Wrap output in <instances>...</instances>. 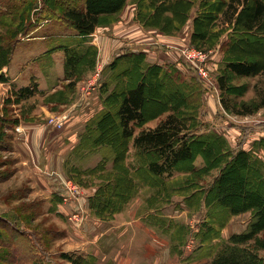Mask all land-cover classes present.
<instances>
[{"label":"rangeland","instance_id":"rangeland-1","mask_svg":"<svg viewBox=\"0 0 264 264\" xmlns=\"http://www.w3.org/2000/svg\"><path fill=\"white\" fill-rule=\"evenodd\" d=\"M1 1L0 11L4 12L0 16V46L23 23L28 25L33 19L30 27L35 26L27 30L25 26L24 31L15 34L12 60L0 68V257L6 259L5 262L0 259V264H15L12 261L20 254L7 245L6 242L12 237L3 227L5 224L34 234V238L46 250L45 262L42 264H79V255H93L98 260L97 264H215L214 259L224 251L225 247L221 245L224 241L232 246L237 244L241 250L236 264H251L253 261L254 264H264V219L263 216L259 217L262 226L259 224L261 228L253 233L251 230L256 218L251 209L233 215L223 229L217 230V234L221 231L223 238L215 242L221 246L213 256L210 247L215 239L203 243L204 237L198 234L204 224L211 223L208 221L209 217L215 216L206 199L219 195L221 187L234 182L237 174L239 179L243 178L248 170H255V166L264 175V26L251 33L255 36L245 33L242 22L251 14L250 8L244 7L238 20L228 24L227 18L220 15V12L217 13V21L208 19V12H218V9L212 7L215 0H128L120 12L105 16L96 28L99 32L101 30V34H108L115 43L138 44L143 40L154 51L161 43L170 51L169 54L180 61V70L194 84L192 91H196L189 100L183 95L186 99L179 106L184 113L193 115L190 124L198 136L196 159L192 164L182 163L181 170H177L173 177L163 182L152 176L145 178L148 183L141 187L129 205L132 208L129 219L134 220L138 226L127 230L126 227L115 225L110 221L112 219L99 217L92 212L89 198L97 191L99 179L87 180L85 183L88 186H84L71 178L76 185L78 199L65 201L63 197V201L56 205L47 202L46 194L41 189L46 187L48 193L51 190L49 185L46 186L45 176L53 178L54 183L62 178L68 179L60 173L62 171H42L34 161L33 165L42 173L38 177L34 172L21 168L14 147L15 140L20 139L19 134L28 140V127L34 132L40 129L45 132L50 128L59 131L73 115L66 108L95 86L102 91L104 77L103 70L99 71L97 67V53L95 67L84 72L81 79L75 82L74 88L68 86L65 80L59 82L62 85L56 90L62 92L48 103L52 113L48 116L35 115L38 113L34 111L40 106L32 100L17 98L19 87L37 83L42 89L49 88L63 71L65 73V56L64 51H45L61 42L71 46H79L81 42L89 44L90 35L83 42L80 40L83 39L82 35L51 15L36 18L38 7L25 20L24 12L29 5L23 8V12L5 6ZM29 1H37V5L41 7L42 0ZM204 28L209 32L207 38L193 42V37L200 38L199 32ZM218 31L223 32L219 38L211 37L210 34L214 35ZM232 33L236 34L233 37L235 39L242 35V41H230L229 47L226 44L221 46L222 40L226 41ZM250 39L254 41L250 42ZM132 47L133 45L127 49L122 48L117 55L133 50ZM5 56L2 58H6ZM205 56L207 58L200 64L199 59ZM164 57L167 62L172 58L167 54ZM239 58L258 60V71L249 76L228 71L227 60ZM199 66L204 73L197 71ZM19 73V79L12 81ZM223 74L227 75L225 90L221 89L219 80ZM99 79L101 80L98 81ZM93 93L92 91L91 95ZM223 100L235 109H227ZM44 101L39 96L36 98V103ZM147 110L149 112L150 107ZM167 114L168 112H164L155 117L148 115V121L137 126L136 132L143 127H155ZM65 116L62 125L56 123ZM36 120L41 123L31 124ZM105 150L102 149V152L94 156L86 155L85 160L77 158L78 163L84 166L95 165L103 157ZM135 153V147L131 146L129 162H134ZM149 157L145 155V164ZM244 157H249L250 161L241 165ZM42 175L44 179L39 178ZM190 180L194 181L191 184L193 186L184 185L186 182L190 183ZM253 182L247 183V190L258 186V180ZM261 186H264L263 182ZM191 193V199L187 198ZM88 194L90 196L87 197ZM53 196L54 193L51 198ZM83 198L87 200L86 203ZM63 203H67L66 208L61 206ZM144 206L145 210L141 211ZM218 210L219 208L216 213ZM79 212L81 220L76 217ZM92 215L99 222L91 219ZM108 225H111L112 230L105 235ZM100 232L104 234L101 239L103 249L97 244ZM244 233H247V237L237 240L239 242L230 241L233 235ZM93 239L96 243H93ZM85 240L89 244L86 249L82 245ZM91 244L97 248L94 254ZM68 253L72 255L69 256Z\"/></svg>","mask_w":264,"mask_h":264},{"label":"trees","instance_id":"trees-1","mask_svg":"<svg viewBox=\"0 0 264 264\" xmlns=\"http://www.w3.org/2000/svg\"><path fill=\"white\" fill-rule=\"evenodd\" d=\"M127 1L42 0L41 7L37 5V1L30 2L29 0H2L1 3L20 11L29 5L25 12L23 11L25 20L38 7L36 18H43V15L49 14L52 18L71 27L77 34L82 35L83 39L80 40L85 42L87 35L96 30L105 16L120 12ZM215 1L212 7L218 9V12H208V19L212 22L219 19L217 13L220 12V15L227 18V23L232 24L235 19L238 20L241 10L248 7L251 14L247 15L242 22L245 33L255 36L251 33L264 26V0ZM3 12L0 11V16ZM32 22L33 19L28 25L23 23L15 32L13 30L10 37L4 39L0 46V68L12 60L15 34L21 30L24 31L25 26H27L26 30L31 29L32 26H35L30 27ZM200 33V38L194 36L193 42L198 39L204 41L209 34L206 28L202 29ZM222 33L210 35L219 38ZM233 37H236L235 33L230 34L226 41L222 40L221 46L226 44L229 47V45L231 46L230 41L238 43L243 38L242 35L237 37V40ZM252 41L254 39H250V42ZM61 43L57 44V48H65L63 78L67 81L68 86L74 88L75 82L81 79L84 72L92 66L95 67L97 47L82 42L79 46ZM3 56L6 58H2ZM226 69L237 75L249 76L258 71L259 61L250 58L229 59ZM102 75L104 77L102 92L105 94L103 108L88 119L76 152L79 156L86 155V153L102 150L106 146L110 148V152H105L102 159L93 166L70 165L68 177L84 184V186H88V184L86 185L87 180L89 182L93 178L99 179L97 191L89 198L90 207L92 212L99 217L113 219L138 195L141 187L148 183L145 178L152 176L163 182L165 179L173 177L177 170H181L182 163L192 164L195 161L198 136L193 132L190 124L193 115L188 112L184 113L179 106L186 99L185 96L189 100L192 93H196V91H192L194 84L186 78L177 65L150 63L146 54L137 50L121 52L103 69ZM226 76L223 74L219 77L221 89L224 90ZM56 91L48 94L44 99L45 102L50 103L62 92ZM41 92L45 94L35 83L19 87L16 96L20 100H24ZM223 101L227 109L232 108L226 100ZM148 107H150L149 112ZM164 112H168V114L155 127H143L138 133L136 132V127L145 124L149 116L155 117ZM131 146L136 149L135 160L132 163L129 162ZM145 155L150 156L146 164ZM241 161V165H244L250 161V158L244 157ZM109 163H112L111 167H108ZM246 173L247 175L240 179L237 174L234 182H229L221 187L219 195L215 194V196L206 199L211 211L215 212V216L209 217L208 221L211 223L204 224L198 234L204 237L203 243L215 239L210 247L211 256L221 245H224L225 248L221 256L214 259L215 264H236L238 262L236 259H238L241 250L237 244L228 245L227 241L221 242V245L215 243L217 239L223 238L221 231L219 234L217 232L219 229H223L233 215L251 209L255 214L254 218H256L251 231L257 232L261 228L259 224L262 226L259 217L263 216L264 219V186L260 187V184L264 183V175L256 166L255 170H248ZM255 180H258V186L247 190V183ZM193 183L194 181L190 180V183L186 182L184 185L190 187L193 186L191 185ZM63 192L62 188L56 189L51 202L57 205L63 201ZM191 194L187 198L191 199L193 193ZM242 196L246 198L243 199ZM3 227L10 232L9 236L12 237L10 241L6 242L7 245L20 253L12 262L15 264H42L45 262L46 250L40 245L38 239L34 238L33 233H25L17 226L10 228L11 226L8 224ZM246 234H235L230 241L237 243L239 242L237 240L247 237ZM68 255L72 254L68 253ZM0 259L6 261L5 258L0 257ZM97 261L93 255H79L78 260L79 264H97ZM251 264H254V261Z\"/></svg>","mask_w":264,"mask_h":264},{"label":"crops","instance_id":"crops-1","mask_svg":"<svg viewBox=\"0 0 264 264\" xmlns=\"http://www.w3.org/2000/svg\"><path fill=\"white\" fill-rule=\"evenodd\" d=\"M100 32H101V30H100ZM100 32H99V29H96L93 33L90 34L89 41H88L89 44H92V45L97 47V53H98V57H99L97 67H99L98 68L99 71L103 70L109 63H111L120 51H122L123 49L129 48L130 45L131 46L133 45V47H132L133 50L144 52L146 54L147 60L150 63H158V64H162V65L174 64V65H177L179 68L181 67L180 61L178 59H176L175 56L169 54L170 51L168 49H165V47L162 46V44L160 42H159L160 46H157V48H156L157 50L154 51V50H151L149 48L150 45L147 43L145 44V41H143V40L141 41V43H138V44H132L131 42H128L126 44H120V43L112 42V40L108 37L109 36L108 34H105V33L101 34ZM70 36H72V35H70ZM72 38L73 37H69V39H72ZM46 39H48V38H46ZM64 44H68V43L65 42ZM57 50L64 51V56H65V48H63V47L57 48V46L56 47L52 46L49 48V50H47L45 52H49V51L55 52ZM164 54L165 55L167 54L170 57H172L170 60L171 62L170 61L167 62L165 60ZM63 62H64V60H63ZM20 75H21L20 73L17 74L13 78L12 81L16 82L19 79ZM63 75H64V71H63V74L58 77V80L54 84L52 83V85H50L49 88L42 89L39 87L40 90H43V92H45V94L37 93L36 95L27 99L30 101L32 100L33 103H35L37 106H40L39 108H37L34 111V113H38L35 115L44 114L45 116H48L49 113H52L47 102L44 101L42 103H36V98L39 96L43 100V99H45V97L48 94L54 92L58 87H60L62 84L61 83L59 84V82H62L64 80ZM101 79H103V78H101ZM101 79H99L98 81H100ZM21 86H25V85H21ZM92 91L94 92L93 95H91ZM104 97H105V94H103L102 91L99 90V87H97V89H96V86L93 90L89 91L88 94L83 93V95L80 99H77L76 101H74L70 105V107L66 108L67 112L69 114L72 113L73 115L70 116V121L65 123V125L62 126V128L59 131H54L53 128L52 129L50 128V129H47L45 132L42 129H40V131L38 130V131L34 132V130L32 128H30V127H28V129L26 128L28 140H25V138H23L19 134L20 139H18V141H16L17 139L15 140V146H14L16 148L15 152L17 151V155H18L19 160L21 162V164H20L22 166L21 168H23L24 171L28 170L29 172L30 171L34 172V174H36V177H38L37 175H41L42 173L39 172L38 169H36L37 167L35 168V166L33 165V161H34L35 164L42 171H48V172H51V171H57V172L59 171L60 172V171H62L60 173L64 174L65 177L69 178L68 177L69 166L72 164L82 165V164L78 163L77 158H79V159L82 158L83 160H85L86 155H88V156L93 155L94 156L97 153L102 152V150L99 149L97 151L86 153V155L81 154L79 156V155H77L76 148L80 142V138H81L82 133L86 129L88 119L92 115L96 114L98 111H100L103 108ZM32 105L34 106V104H32ZM73 112H75V113H73ZM34 123L37 125L41 122L38 120L34 121L33 123L31 122V124H34ZM45 129L46 128H44V130ZM55 132H58V133L55 134ZM105 149H106L105 152H107V153L110 152V148L108 146H106ZM101 159H98V160L100 161ZM90 166H93V165H90ZM111 166H112V163H109L108 167H111ZM85 167H88V166H85ZM31 168H33V169H31ZM44 175H42L39 178L44 177ZM45 178L47 180L46 186L49 185L51 188V190L49 192L50 194L48 193V190L46 187H43L41 190H43L44 194H46L47 202L51 203V199H52L51 195L56 191V189L62 188V187L59 184V182L54 183L53 178L51 179V178H48L46 176H45ZM42 179H44V178H42ZM49 183H52V184H49ZM85 193L86 192H84V194ZM91 195H92V192H91ZM86 196L88 197V196H90V194H88ZM83 201L86 203L87 200L85 198H83ZM131 202H132V200L127 204V207L125 208L124 211L117 214L116 218H114L110 221H113V223H115V225H120V226L126 227L127 230L132 229L134 226H138V224H136L134 222V220L129 219V213L132 210V208H130V206H129ZM78 204H80V203L78 202ZM66 205H67V203L61 204V206H64L65 208L67 207ZM143 210H145V206L141 211H143ZM61 213H65V212H61ZM64 215H66V214H64ZM91 217H92L91 219L99 222L98 218L93 217V215ZM144 217H145V215L142 216V219ZM144 223H145V221H144ZM106 229L107 230L105 232V235L109 234V232L112 230L111 225H108L106 227ZM103 236H104V234L102 232H100L99 237L97 238V241H98L97 244H98V247L100 249H103V248H101V246H102L101 239L103 238ZM92 241H93V243H96V241L94 239ZM82 245H83L84 249H86L89 246L87 240H85L84 244H82ZM90 247H91V249H93L92 253L94 254L96 252L97 248L93 247L92 244Z\"/></svg>","mask_w":264,"mask_h":264},{"label":"built area","instance_id":"built-area-1","mask_svg":"<svg viewBox=\"0 0 264 264\" xmlns=\"http://www.w3.org/2000/svg\"><path fill=\"white\" fill-rule=\"evenodd\" d=\"M205 58H207V56H205L204 58L202 57V58L199 59L200 60V64H203ZM197 71H201V72L204 73V70H203V68L201 66H199V70L197 69ZM65 118H66V116L58 119L56 121V123L59 124V125H62ZM18 130H20L19 127H18ZM59 184L61 185V187H62V189L64 191L63 194H64L65 201L78 199L77 194H76V185L72 181L71 178H68V179H66V178L63 179L62 178V180L59 181ZM76 217L80 218V212H79V214L76 215ZM81 219L82 218H80L79 220H81Z\"/></svg>","mask_w":264,"mask_h":264}]
</instances>
